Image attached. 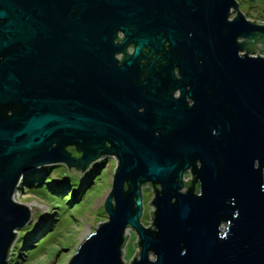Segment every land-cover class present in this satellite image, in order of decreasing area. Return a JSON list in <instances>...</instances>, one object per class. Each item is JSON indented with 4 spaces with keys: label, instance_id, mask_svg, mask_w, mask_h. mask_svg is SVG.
<instances>
[{
    "label": "water",
    "instance_id": "95a60500",
    "mask_svg": "<svg viewBox=\"0 0 264 264\" xmlns=\"http://www.w3.org/2000/svg\"><path fill=\"white\" fill-rule=\"evenodd\" d=\"M234 3L0 0V264L24 176L106 157L105 220L66 264H122L126 228L130 264H264V23Z\"/></svg>",
    "mask_w": 264,
    "mask_h": 264
},
{
    "label": "rangeland",
    "instance_id": "374dc122",
    "mask_svg": "<svg viewBox=\"0 0 264 264\" xmlns=\"http://www.w3.org/2000/svg\"><path fill=\"white\" fill-rule=\"evenodd\" d=\"M242 15L245 19L251 20L253 14L243 12ZM255 49L260 51L256 53L255 50V53L247 55L264 56V51L259 48ZM242 53L244 52L241 51L239 54ZM95 163L100 165L96 169V174L91 176L89 184L81 191L76 200H73L75 196L72 197L73 190H71L70 197L64 199L63 195L58 198L56 195L54 196L48 187L61 177L65 180V178L74 179L75 176L85 175L87 167L85 171L80 172L74 171L72 168H68L66 171V168L60 163L47 165L42 175L43 178L40 180H47L46 178L50 177L46 183L48 186H36L38 185L36 183L34 188L25 186L24 189H17L13 192V200L27 206L29 219L22 228L16 230L15 238L10 243L7 253L8 264H66L75 249L78 248L80 241L88 237L90 232L105 220L106 214L102 210L103 200L109 193L116 161L113 157H106L98 159ZM182 177L184 180L189 179L187 173H183ZM140 189L142 203L139 220L143 227H149L148 215L152 209L150 205H147L151 200L152 192L149 187L144 185ZM69 198L72 201H69ZM34 225L35 229L40 227L35 235L36 238L31 239L23 249L20 247L23 237L31 233ZM124 231L127 237L121 247L120 259L122 264H130L131 258L137 251L133 246V243L136 242V235L127 228Z\"/></svg>",
    "mask_w": 264,
    "mask_h": 264
},
{
    "label": "trees",
    "instance_id": "16d2710c",
    "mask_svg": "<svg viewBox=\"0 0 264 264\" xmlns=\"http://www.w3.org/2000/svg\"><path fill=\"white\" fill-rule=\"evenodd\" d=\"M99 166L96 163L89 165L87 167L88 169H87V172L85 173V175L75 176L74 179L73 178H71V179L65 178V180H64L63 177H61L60 179H56L55 183H53L52 186L48 187V190L51 191L52 193H54L53 195L54 196L56 195L57 198L59 196L63 195L65 197L64 199L70 197V195L73 193L72 197L75 196V198H73V200H76V198L80 195L81 191L83 189H85L86 186L89 184V182H90L89 179L91 178V176L96 174V169ZM45 168H47V166H44L43 168L40 167V168L34 169V171L27 173V175L24 176L23 180H21V182H19L17 184L18 185L17 189H24L25 186L34 188L36 183H38V185H36V186H39V185H42L43 187H44V185L48 186V184H46V183L49 181L50 177H47L46 178L47 180H45V179L43 181L40 180L43 178L42 175H43ZM71 190H73L74 192H72ZM69 201H72V199L69 198ZM38 229H40V227H37L35 229V225H34L33 229L30 231L31 233L29 235H27L26 237H23L24 239H23V242L20 245V247H22L23 249L26 248L25 246L27 245V243L29 241H31V239H33L35 237Z\"/></svg>",
    "mask_w": 264,
    "mask_h": 264
},
{
    "label": "flooded vegetation",
    "instance_id": "af4514ba",
    "mask_svg": "<svg viewBox=\"0 0 264 264\" xmlns=\"http://www.w3.org/2000/svg\"><path fill=\"white\" fill-rule=\"evenodd\" d=\"M234 2H235L234 3L235 9L240 13V15L242 16L243 19H245V18L242 15V13L245 12V13L253 14V15H251L252 19L251 20L245 19L246 21L252 22L253 25H261L262 23H264V4H263L264 0H255V4L253 5V7H251L248 4L247 0H234ZM235 13H236V11L234 9H231V7H228V14L226 15V19H228V20L232 19ZM115 35L119 39H120V37H122V35L118 31L115 32ZM252 45H254V46L258 45V48L261 49L262 51H264V47L259 46L258 42H255V44L253 43ZM131 49H133L132 46L131 47L126 46L125 53L130 55ZM243 52H244V50H243ZM254 52H255V49H252L251 51L247 52V54H249V53L253 54ZM114 56L118 60L120 59L119 53L115 54ZM172 74L177 76L175 74V71H173ZM172 95L175 97L178 94L175 91V92H172Z\"/></svg>",
    "mask_w": 264,
    "mask_h": 264
},
{
    "label": "built area",
    "instance_id": "2783aa9c",
    "mask_svg": "<svg viewBox=\"0 0 264 264\" xmlns=\"http://www.w3.org/2000/svg\"><path fill=\"white\" fill-rule=\"evenodd\" d=\"M255 48H258V45L255 46ZM256 50V53H258V49H255ZM255 53V52H254Z\"/></svg>",
    "mask_w": 264,
    "mask_h": 264
},
{
    "label": "bare ground",
    "instance_id": "6f19581e",
    "mask_svg": "<svg viewBox=\"0 0 264 264\" xmlns=\"http://www.w3.org/2000/svg\"><path fill=\"white\" fill-rule=\"evenodd\" d=\"M88 167V166H87Z\"/></svg>",
    "mask_w": 264,
    "mask_h": 264
}]
</instances>
